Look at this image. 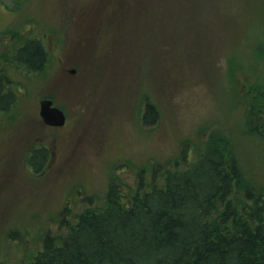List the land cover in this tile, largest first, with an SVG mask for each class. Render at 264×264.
<instances>
[{"label": "rangeland", "instance_id": "1", "mask_svg": "<svg viewBox=\"0 0 264 264\" xmlns=\"http://www.w3.org/2000/svg\"><path fill=\"white\" fill-rule=\"evenodd\" d=\"M166 1L171 10L172 1H180L184 10L186 18L176 27L183 37L179 42L174 38L179 49L172 55L187 70L179 72L180 79L173 76L167 91H157L151 83L148 73L156 63L146 65L142 59L134 67L124 46L115 72L114 65L98 61L93 52L83 65L75 53L86 51L87 46L77 43L85 34L76 31L73 40L68 36L70 43L61 41L53 49L44 70L24 77L14 72L11 84L21 88L9 111L15 117L0 110V264L27 262L46 233H64L63 221L73 223L87 207L102 204L110 179L133 187L138 172H149L152 163L183 166V146L192 158L211 129L232 136L244 167L263 178L264 146L240 132L229 69L245 83L263 81L264 57L258 53L264 52V0ZM87 2L22 0L14 7V0H0V30L21 31L29 16L57 31L81 30L85 12L77 22L72 14ZM150 29L144 34H151ZM50 34L55 40L56 33ZM1 40L0 55L6 49ZM102 40L105 51L111 41ZM146 92L158 110L150 125L140 121L137 103ZM49 95L65 112L63 126L47 127L38 119V101ZM42 143L52 152L35 169L22 151Z\"/></svg>", "mask_w": 264, "mask_h": 264}, {"label": "trees", "instance_id": "2", "mask_svg": "<svg viewBox=\"0 0 264 264\" xmlns=\"http://www.w3.org/2000/svg\"><path fill=\"white\" fill-rule=\"evenodd\" d=\"M20 1L14 0V7ZM172 2L171 10L166 0H89L73 10L75 22L85 12L81 30L57 31L40 24L38 16V22L29 16L21 31L0 30L6 48L0 55V110L10 114L20 93L11 84L14 72L24 77L44 70L53 49L61 41L70 43L68 36L74 39L73 31L85 34L77 43L87 46L86 51L75 53L83 65L93 52L98 61L114 65L115 72L122 65L117 56L124 46L134 67L142 59L146 65L156 63V70L148 73L151 83L157 91H167L173 76L180 79L179 72H187L172 55L179 49L174 38L179 42L183 37L176 27L186 18L180 1ZM149 27L151 34H144ZM50 31L55 40H50ZM103 38L111 41L105 51L100 48ZM258 54L264 57V52ZM229 77L240 132L264 146V79L245 83L232 69ZM149 96L146 92L137 101L140 121L147 125L158 117ZM233 140L211 129L192 158L183 146L181 160L175 161L181 167L152 163L149 172H138L133 187L110 179L102 204L87 207L73 223L63 221L64 233H46L40 250L22 264H264V173L256 179L244 167ZM22 152L39 169L52 150L42 143Z\"/></svg>", "mask_w": 264, "mask_h": 264}, {"label": "water", "instance_id": "3", "mask_svg": "<svg viewBox=\"0 0 264 264\" xmlns=\"http://www.w3.org/2000/svg\"><path fill=\"white\" fill-rule=\"evenodd\" d=\"M69 73H74L73 68L68 69ZM38 114L43 124L53 127L63 126L65 114L62 109L52 104L49 98H42L38 102Z\"/></svg>", "mask_w": 264, "mask_h": 264}, {"label": "flooded vegetation", "instance_id": "4", "mask_svg": "<svg viewBox=\"0 0 264 264\" xmlns=\"http://www.w3.org/2000/svg\"><path fill=\"white\" fill-rule=\"evenodd\" d=\"M2 153H3V150H2Z\"/></svg>", "mask_w": 264, "mask_h": 264}]
</instances>
